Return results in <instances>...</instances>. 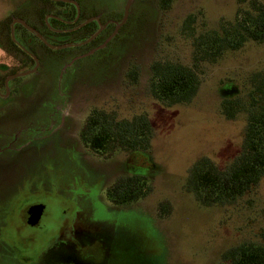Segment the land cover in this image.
Instances as JSON below:
<instances>
[{
    "label": "rangeland",
    "instance_id": "1",
    "mask_svg": "<svg viewBox=\"0 0 264 264\" xmlns=\"http://www.w3.org/2000/svg\"><path fill=\"white\" fill-rule=\"evenodd\" d=\"M36 1L0 0V36L16 14L35 25ZM78 1L103 23L126 22L108 33L106 47L74 63L69 57L90 46L39 47L38 73L17 79L19 93L0 113V148L13 144L0 153V221L10 222L0 264H230L224 255L236 247L264 248V176L252 191L214 206L188 184L201 162L220 171L238 162L251 118L264 115V41L241 27L254 0H173L166 11L161 0H133L128 20L129 0ZM226 31L245 36L242 47L204 59L201 41ZM156 61L195 69L196 95L179 104L155 99ZM132 68L139 73L133 84ZM65 105L79 146L66 140L54 151L49 141L57 137L46 129ZM95 108L119 121L145 115L152 127L146 151L87 149L79 133ZM33 145L43 150L29 154ZM126 168L148 174V190L117 206L107 190ZM35 205L38 223L29 210Z\"/></svg>",
    "mask_w": 264,
    "mask_h": 264
},
{
    "label": "trees",
    "instance_id": "2",
    "mask_svg": "<svg viewBox=\"0 0 264 264\" xmlns=\"http://www.w3.org/2000/svg\"><path fill=\"white\" fill-rule=\"evenodd\" d=\"M171 2L173 0H161V9H169ZM244 12L246 16L241 25L244 33L254 41L263 42L264 5L254 0ZM241 36L231 35L226 31L224 37H208L201 41L204 59L210 53L213 57L217 56L224 48L240 49L246 40L245 36ZM152 70L150 92L155 99L179 104L196 95L199 78L192 67L179 62L156 61ZM138 77L137 69L132 68L128 73L130 83H136ZM108 115L105 110L96 108L90 114L80 133L81 142L86 148L100 156L110 154L118 147L129 150L130 153L146 151L152 127L145 115L120 121ZM250 121L245 137V150L238 162L220 171L204 161L190 171L189 188L209 205L235 201L239 196L252 191L264 176V115L251 118ZM147 176L148 174H136L126 168L125 174L107 190V198L117 206L137 203L148 190ZM224 257L230 264H264V248L242 245L232 249Z\"/></svg>",
    "mask_w": 264,
    "mask_h": 264
},
{
    "label": "flooded vegetation",
    "instance_id": "3",
    "mask_svg": "<svg viewBox=\"0 0 264 264\" xmlns=\"http://www.w3.org/2000/svg\"><path fill=\"white\" fill-rule=\"evenodd\" d=\"M85 9L78 0H37L36 10L34 11L33 9L35 25L29 24L26 17L22 15L16 14V16L9 18L3 36H0V40L2 41V43L0 42V113L11 108L10 104L13 103L12 97L19 93V90L15 88L18 87L16 84L17 79H19V77L23 78L38 73L40 68V61L38 60V55H40L38 53L39 47L53 51L59 49L52 47L70 45L59 50L63 51L71 48L81 50L84 49V47L90 46L91 49L86 54L79 56L72 55L69 57L68 60L74 63L76 60L91 56L97 50L99 51L101 48L106 47L105 44L107 45L109 42L108 40L106 43V39L109 38L111 32H115V30L119 32L125 25L126 21H123L124 19L122 20V18L121 20L123 22L120 20H106L103 23L101 22L102 18L98 17L99 14H87V12L84 11ZM128 16L126 17L125 8L124 18L128 20ZM25 25L39 32L43 40ZM73 37L78 38L72 40L71 38ZM67 106L68 105H65L63 106L64 108L61 109L56 106L58 110L56 119L58 122H55L51 128L48 127L46 129L49 131V135L54 134L56 135L55 137H57H52L51 140L50 138L46 139L47 137L44 138L45 141L50 140L49 142H51V145L49 146L53 147L54 151L56 147L68 146L66 140L73 142L76 147L79 146L74 135H72L71 126L68 125L67 117L70 112L68 109L65 110ZM94 110L95 109L92 110V113ZM79 140L81 142L80 133ZM12 148L13 144H10V147L7 148L2 147L0 148V153L7 149L11 150ZM37 148L36 145H33V150H31L29 154L41 152L43 150V148L40 150ZM37 208V205L29 208L31 213L33 210H36L33 212V215H36L34 223H38L39 215ZM9 223L5 221V219L2 223L0 221V241L2 243H4V230L9 227Z\"/></svg>",
    "mask_w": 264,
    "mask_h": 264
},
{
    "label": "water",
    "instance_id": "4",
    "mask_svg": "<svg viewBox=\"0 0 264 264\" xmlns=\"http://www.w3.org/2000/svg\"><path fill=\"white\" fill-rule=\"evenodd\" d=\"M132 1L133 0H129L128 2H127V6H126V17L128 16V11H129V8H130V6H131V3H132ZM125 21V20H124ZM28 29H30L31 31H33V32H35L40 38H41V40H43L42 39V36H41V34L39 33V32H37V31H35L34 29H32V28H29L27 25H25ZM68 46H70V45H66V46H57V47H52V48H55V49H59V50H61V49H64V48H66V47H68ZM21 76H23V75H21Z\"/></svg>",
    "mask_w": 264,
    "mask_h": 264
}]
</instances>
